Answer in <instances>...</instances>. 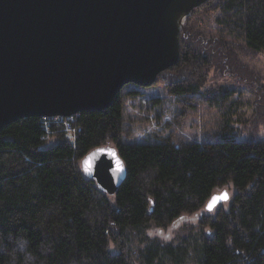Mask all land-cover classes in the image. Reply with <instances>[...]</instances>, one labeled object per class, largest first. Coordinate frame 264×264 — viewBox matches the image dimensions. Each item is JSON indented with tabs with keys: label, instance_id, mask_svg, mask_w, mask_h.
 <instances>
[{
	"label": "trees",
	"instance_id": "trees-1",
	"mask_svg": "<svg viewBox=\"0 0 264 264\" xmlns=\"http://www.w3.org/2000/svg\"><path fill=\"white\" fill-rule=\"evenodd\" d=\"M235 44L264 51V0H209L192 11L178 64L158 77L183 116L202 102L227 105L238 91L210 82L213 69L251 84ZM251 86L264 106V88ZM139 94L121 90L108 108L76 114L71 130L64 118L35 116L0 130V264H264V139L230 138L236 130L227 117L225 138L214 142L173 132L127 141L124 101ZM256 114L264 122V110ZM110 143L127 168L113 196L81 166ZM224 187L233 191L226 206L171 240L149 235L153 225L201 210Z\"/></svg>",
	"mask_w": 264,
	"mask_h": 264
},
{
	"label": "water",
	"instance_id": "water-1",
	"mask_svg": "<svg viewBox=\"0 0 264 264\" xmlns=\"http://www.w3.org/2000/svg\"><path fill=\"white\" fill-rule=\"evenodd\" d=\"M208 1L0 0V130L32 116L101 111L129 83L154 85L178 64L187 18ZM81 166L110 196L127 175L115 146L94 148ZM230 197L214 193L205 208Z\"/></svg>",
	"mask_w": 264,
	"mask_h": 264
},
{
	"label": "rangeland",
	"instance_id": "rangeland-1",
	"mask_svg": "<svg viewBox=\"0 0 264 264\" xmlns=\"http://www.w3.org/2000/svg\"><path fill=\"white\" fill-rule=\"evenodd\" d=\"M234 48H237V56L249 74L251 84H240L233 77L222 75L218 70L213 69L210 73V82L239 87L234 97L227 101V105L211 106L208 102H202L188 109L183 116L184 106L178 103L175 97L169 95L166 87L158 83V79L152 86H140L134 83L125 85L122 88L123 91L136 89L141 92L138 96L128 97L124 101L125 116L133 128L132 137L125 140L148 142L154 140L156 135L168 136L173 132L201 144L208 141L214 142L225 138L223 126L227 117H229L228 123L236 130L234 134L229 135L230 138L263 140L264 122L257 121L256 111L264 110V106H259L257 94L251 85L256 82L264 88V51L249 53L242 50L238 44H235ZM157 98L160 99V103H155ZM168 122L171 123L170 126H167ZM108 146L115 145L110 143ZM224 190L232 196L233 191L228 187L219 189L215 193H221ZM228 202L229 200L222 205L226 206ZM213 211H207L204 207L195 213L182 215L167 227L153 225L148 233L152 237L171 240L182 233L187 224L195 225L203 213ZM113 247L111 244L110 248L113 249Z\"/></svg>",
	"mask_w": 264,
	"mask_h": 264
},
{
	"label": "snow or ice",
	"instance_id": "snow-or-ice-1",
	"mask_svg": "<svg viewBox=\"0 0 264 264\" xmlns=\"http://www.w3.org/2000/svg\"><path fill=\"white\" fill-rule=\"evenodd\" d=\"M101 151H103V150H101ZM108 151H109L113 156L116 155L114 150L109 149ZM117 165H118L117 170H122V165L120 164L119 160H117ZM85 171H87V172H91L92 169L86 164V165H85ZM219 199L227 200V199H228L227 193L223 194V195H222L221 197H219V198L214 197V198H213V201H214V202H218ZM213 206H214L213 204H209V205H208V210L211 211L212 208H213Z\"/></svg>",
	"mask_w": 264,
	"mask_h": 264
},
{
	"label": "built area",
	"instance_id": "built-area-1",
	"mask_svg": "<svg viewBox=\"0 0 264 264\" xmlns=\"http://www.w3.org/2000/svg\"><path fill=\"white\" fill-rule=\"evenodd\" d=\"M75 117H76V114L75 115H72V116H68V117H61V116H44L43 118L44 119H47V118H64L65 120V125H66V128L67 130H71V122H73L75 120Z\"/></svg>",
	"mask_w": 264,
	"mask_h": 264
}]
</instances>
